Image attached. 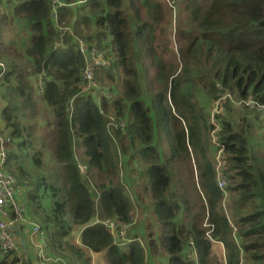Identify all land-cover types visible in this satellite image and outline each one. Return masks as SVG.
Instances as JSON below:
<instances>
[{
  "label": "trees",
  "instance_id": "16d2710c",
  "mask_svg": "<svg viewBox=\"0 0 264 264\" xmlns=\"http://www.w3.org/2000/svg\"><path fill=\"white\" fill-rule=\"evenodd\" d=\"M130 1L132 15L124 11L123 0H86L85 14L60 35L52 21L51 0H0L4 171L23 188L25 217L39 220L47 253L51 249L56 255L51 257L55 264H89V252H104L106 264H146L159 251L166 255V264H211L207 231L223 244L226 264L241 260L264 264V154L253 155L250 144L258 115L241 105L247 111L237 122L216 120L217 130L194 101L195 89L201 87L210 99L224 92L226 100L234 95L241 103L252 99L264 104V0H181L192 32L181 39L178 76L175 62L163 60L154 46V23L159 22L155 1L139 0L137 5ZM11 25L14 37L25 31L27 42L3 38ZM80 42L105 51L110 67L122 71L117 98L81 96L85 60L78 50ZM138 53L149 55L156 69L157 92L147 101L139 86V59L133 60ZM39 102L54 117V129L44 138L34 137V126L21 122L38 114ZM106 109L115 116L112 131L102 115ZM157 125H162L169 142L166 157L156 146ZM210 131L219 142L215 149L224 154L219 171L210 158ZM113 140L119 147L112 146ZM76 144L89 176L101 177L91 186L97 202L82 180L73 152ZM131 149L147 165L142 190L150 195L161 233L156 240L150 233L145 248L139 238H128L120 243L125 244L122 249L105 222L131 224V205L117 181V154ZM45 150L53 162L47 174L40 173L45 170ZM191 159L196 183L192 179L186 187L180 178L174 183L171 163L188 165L191 171ZM219 173L226 180L222 189ZM188 191L193 201L186 196ZM226 194L229 216L220 206ZM73 227L81 230L76 239ZM191 244L195 259L187 256Z\"/></svg>",
  "mask_w": 264,
  "mask_h": 264
},
{
  "label": "rangeland",
  "instance_id": "374dc122",
  "mask_svg": "<svg viewBox=\"0 0 264 264\" xmlns=\"http://www.w3.org/2000/svg\"><path fill=\"white\" fill-rule=\"evenodd\" d=\"M5 1V0H3ZM86 0H51L52 4V21L54 25L57 28V31L60 33H63L65 31V27H68L69 24L73 21H78L80 17H82L85 14V11L83 10V6ZM156 3V14L157 19L159 22L154 23L155 27V34L156 38L154 40V46L157 48L158 52L161 53L159 56L163 60H169L175 62L177 65V72L175 76L179 75L181 73V66L182 62L180 60V52L181 48H183L184 42L181 40L183 37H186L187 33H191L192 30L187 26V12H186V4L181 2V0H153ZM139 0H134V5H137ZM141 3V0H140ZM10 5V3H7ZM2 9V8H0ZM123 9L128 14L132 15V9H131V1L130 0H123ZM147 9H142V13H146ZM16 28L18 26H22L21 24H16ZM79 27L76 26L75 33L80 37L78 33ZM14 30L15 27L13 25L10 26L9 30L3 31V38L6 40L13 39L18 43L27 42L28 35L24 33L25 31L19 32V34L14 37ZM147 35V34H146ZM143 36L145 40V36ZM77 37V36H76ZM15 38V39H14ZM81 38V37H80ZM79 38V39H80ZM82 39V38H81ZM58 39L55 41V44L57 43ZM81 41V40H80ZM84 42V41H83ZM82 43V42H80ZM83 44V43H82ZM181 47V48H180ZM86 52L89 51V54L91 55V51L88 49H85ZM87 55V53H86ZM92 58L97 56L100 58L101 63V70L94 73L93 80L89 83L86 80H82L83 87L81 92V96H85L88 93H91L94 97H98L99 95L109 94L110 99L117 98L119 94V80L121 81V78L123 76L122 71L119 67H110V57H107L105 51H100L99 49H96L95 54L91 55ZM138 58L139 60L136 61L137 65V74L140 75L139 78V86L142 91V96L144 99H146L149 96H152L157 92L156 83H155V76H156V69L155 66L152 64L149 55L147 56L144 53H138L135 55V60ZM87 61L89 58H86ZM109 77H113L114 81L110 82ZM117 78L119 80H117ZM109 85H114L112 88H110ZM37 88V87H36ZM114 90V93L111 92V90ZM2 89L0 88V134L4 135V132L1 130L3 129V120L1 116V110L4 107L2 96ZM224 92L217 93V98L210 99L207 97L206 92H204L201 87H196L194 92V101H197L198 105L203 107L206 111L208 117V121L210 124H216V120L219 121L222 119H230L234 122H237V120L240 118V115H243V111H247L245 108L241 107V105L249 104L250 100H247L244 103H241L234 95H230L231 98L226 100L225 96H222ZM220 97V98H219ZM2 100V102H1ZM3 105V107H2ZM38 109V114L34 118H23L21 120L22 123H30L34 126V129L32 130L33 136L37 138H41L43 136H46L48 133L53 131V114L50 111V109L46 108L41 102H39L36 106ZM248 109V108H247ZM251 109H254L251 107ZM249 110V109H248ZM106 128L111 130H114V120L112 118H115L113 113L107 111V109L102 113ZM219 116L220 118H217L216 116ZM258 118V117H257ZM254 120V118H252ZM259 119H255V127L256 129L253 130L252 138L250 139V144H252V154H264V126L263 128H260L261 124L263 123ZM154 120L152 123L154 124ZM119 124V123H118ZM218 124V123H217ZM120 125V124H119ZM125 123L121 121V126L123 127ZM238 125V123L236 124ZM219 124L217 125L216 129L218 130ZM156 146L160 152L161 155H164L166 157L169 152V142L167 140L166 133L164 132V128L162 125H157V129L153 131ZM44 138V137H43ZM46 139V138H45ZM117 141V140H116ZM113 140L112 146L114 148L119 147L118 141L116 142ZM209 142L211 144L210 146V158L213 162V164L217 165V156H219V159L222 160L224 158L223 152L219 153L218 150L215 149L216 142V133L214 131L209 132ZM36 146H38L37 143H35ZM135 150L131 149L127 151L126 153H123L122 151H119L117 154V177L118 182L121 183V186L123 187V190L125 191L129 203L131 205V224L128 226H121L118 229L115 230V227H111V222H105L107 228H110L111 232L115 236V241L117 243L125 242L126 239L136 237L139 238L140 241L143 243V246L145 248L146 240L149 239V234L153 233V237L156 240L158 235L161 233L160 225L156 222L155 216L152 214V200L150 198V195H144L142 186L146 183V178L144 175L145 167L147 165L141 161L140 156L137 153H134ZM73 152L75 159L77 161V165L80 169V172L82 174V180L84 184L90 189L91 194L95 202H97V192H94L93 184L95 182H101V177L95 176L94 178L89 176L87 173V168L83 162V157L81 156L82 149L81 147L76 144L73 146ZM130 157V159H128ZM44 163H45V170L40 171V173L47 174L50 173L49 169L52 168L53 162L49 159L48 151L45 150L44 157H43ZM172 167V171L174 173L173 179L174 183H176L177 179L180 178V183H185L186 187L190 186V182L193 179L196 183V168L193 163V160L191 159V171L188 169V165H181L179 163L170 165ZM171 167H169V170H171ZM32 169H35L34 167ZM176 173V174H175ZM97 175V174H96ZM218 179H223L224 184L226 186V180L223 175L220 173L218 174ZM175 186V185H174ZM224 187V185H223ZM180 191V190H179ZM177 192V191H176ZM180 193V192H179ZM188 194V195H187ZM186 196L193 201V199L190 196V191ZM145 199H143V197ZM221 209L223 212L229 216V210H230V199L228 198V194L225 195V197L222 199V202L220 204ZM29 220L32 223L39 224V220L36 217H32L29 215ZM98 215L94 218L95 221L97 220ZM68 219V218H67ZM99 219V218H98ZM97 222H94L95 224ZM203 226L206 225V221L203 222ZM80 227H73L72 233L73 237L75 239L77 238ZM216 243L212 244L211 248V264H225L224 263V257L221 252V250L216 246ZM120 247L122 249L125 248V244H120ZM189 250V248H188ZM48 253L50 257H56V255L53 253L51 249H48ZM166 255L162 253V251H159V254L156 256L148 257L146 264H166ZM59 262V261H58ZM57 263V262H55ZM54 263V264H55ZM66 264H73L72 262L65 261ZM89 264H106L104 260V252L102 253H92L89 255ZM241 264H251L245 260H241Z\"/></svg>",
  "mask_w": 264,
  "mask_h": 264
},
{
  "label": "built area",
  "instance_id": "2783aa9c",
  "mask_svg": "<svg viewBox=\"0 0 264 264\" xmlns=\"http://www.w3.org/2000/svg\"><path fill=\"white\" fill-rule=\"evenodd\" d=\"M96 49H89L82 43H79L78 50L85 60V68L82 72L81 78L87 82L93 80L96 69L101 68L100 58L92 56ZM87 53V55H86ZM86 58H89L87 61ZM1 72L0 79L5 72V65L0 62ZM247 104L264 123V104L249 101ZM246 104V103H245ZM217 126V123L215 124ZM6 139L0 134V264H28L25 253V245H30L33 250L35 264H52L53 259L47 253L45 241L43 237L44 230L37 223H32L25 217V204L21 198L22 186L19 181L9 173L4 171L6 163V150L4 144ZM219 146V142H216ZM222 152L221 149L218 150ZM216 170L219 171L223 165L222 160L217 156ZM223 179H218V185L222 189L224 185ZM121 227L119 222L112 223L111 227ZM210 238L209 231L206 234ZM221 246L223 244L219 242ZM190 254L187 256L191 259L196 258V252L191 244L189 248Z\"/></svg>",
  "mask_w": 264,
  "mask_h": 264
},
{
  "label": "crops",
  "instance_id": "0c3cea01",
  "mask_svg": "<svg viewBox=\"0 0 264 264\" xmlns=\"http://www.w3.org/2000/svg\"><path fill=\"white\" fill-rule=\"evenodd\" d=\"M211 243L212 244L213 243H216L217 244L216 246H214V248L217 247V248H219L221 250V252L223 254V257H224V263H225V251H224V247L221 246V244L219 242H215L212 239H211ZM31 248L32 247L30 245H28V244L25 245V253H26V257H27V262H28V264H35V261H34V255L35 254H33V250L34 249L32 250ZM90 254H92V253L89 252V255ZM55 262H57V261H54L53 263H55Z\"/></svg>",
  "mask_w": 264,
  "mask_h": 264
}]
</instances>
